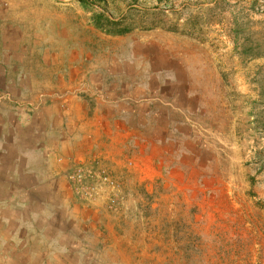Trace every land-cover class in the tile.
<instances>
[{"label": "rangeland", "instance_id": "rangeland-1", "mask_svg": "<svg viewBox=\"0 0 264 264\" xmlns=\"http://www.w3.org/2000/svg\"><path fill=\"white\" fill-rule=\"evenodd\" d=\"M80 1L0 0L45 91L63 73L84 83L102 72L136 101L156 103L168 88L188 97L153 128L152 159L141 142L109 171L117 191L86 202L57 164L80 209L73 228L111 242L110 229H127L130 264H264V0ZM95 15L129 32L99 30ZM13 108L33 116L30 103ZM112 249L106 264H118Z\"/></svg>", "mask_w": 264, "mask_h": 264}, {"label": "crops", "instance_id": "crops-1", "mask_svg": "<svg viewBox=\"0 0 264 264\" xmlns=\"http://www.w3.org/2000/svg\"><path fill=\"white\" fill-rule=\"evenodd\" d=\"M8 14L0 3V264H106L111 248L118 264H130L122 256L133 252L127 229H110L111 242L105 230L73 228L80 209L67 182L58 178L59 159L96 157L108 171H118L141 142L142 152L152 153L153 128L162 131L167 113L182 111L179 103L188 95L168 88L158 103L148 97L136 101L134 91H112L118 78L109 82L102 72L84 83L66 81L63 73L57 87L53 82L45 91L40 84L45 80L34 78L39 65L27 61L22 33ZM30 63L34 66L27 67ZM29 103L31 118L14 112L13 106ZM81 219L88 221L86 215Z\"/></svg>", "mask_w": 264, "mask_h": 264}, {"label": "built area", "instance_id": "built-area-1", "mask_svg": "<svg viewBox=\"0 0 264 264\" xmlns=\"http://www.w3.org/2000/svg\"><path fill=\"white\" fill-rule=\"evenodd\" d=\"M59 163L66 168L65 175L73 191L86 202L91 201L105 188L114 191L120 188L119 182L111 176L100 158H94L90 162L60 158ZM114 197H110L113 204L117 201Z\"/></svg>", "mask_w": 264, "mask_h": 264}, {"label": "trees", "instance_id": "trees-1", "mask_svg": "<svg viewBox=\"0 0 264 264\" xmlns=\"http://www.w3.org/2000/svg\"><path fill=\"white\" fill-rule=\"evenodd\" d=\"M80 3L85 8H88L90 6V0H81ZM93 23L94 26L99 30L106 31L108 29L110 31V35L113 36H121L129 32L125 31V29H123V31H118V29L122 26V22L120 21H111L108 19L106 24L103 23L102 19L100 18V15H95ZM116 32L119 34L117 35Z\"/></svg>", "mask_w": 264, "mask_h": 264}]
</instances>
